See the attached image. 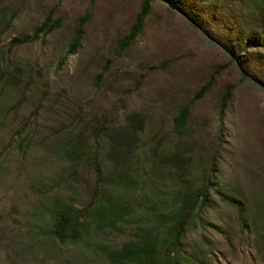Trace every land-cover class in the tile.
<instances>
[{
	"label": "rangeland",
	"instance_id": "374dc122",
	"mask_svg": "<svg viewBox=\"0 0 264 264\" xmlns=\"http://www.w3.org/2000/svg\"><path fill=\"white\" fill-rule=\"evenodd\" d=\"M143 1L0 0V264H108L100 248L134 241L139 228L155 226L207 177L184 230V264H264V44L246 40L262 39L264 0H184V11L151 1L141 32L121 50L117 43ZM87 10L80 47L70 55ZM47 16L61 25L10 47ZM212 74L209 90L191 105L189 136L180 139L172 118ZM131 114L142 123L118 167L103 139ZM81 141L84 156L94 148L99 176L86 157L74 163L70 150ZM181 155L189 159L177 173ZM95 188L130 207L126 222L75 243L51 239L55 209L83 208ZM222 196L239 201L242 212Z\"/></svg>",
	"mask_w": 264,
	"mask_h": 264
},
{
	"label": "trees",
	"instance_id": "16d2710c",
	"mask_svg": "<svg viewBox=\"0 0 264 264\" xmlns=\"http://www.w3.org/2000/svg\"><path fill=\"white\" fill-rule=\"evenodd\" d=\"M151 1L155 0L143 1L134 24L131 26L128 33L118 41L117 44L121 50L127 49L141 32L143 21ZM163 1L167 2L172 10L184 11V0ZM89 19L90 11L87 10L84 15L76 21L74 34L68 45V54H75L79 49L84 34V26ZM189 19L194 21L193 18ZM12 20L13 18L10 16L7 20V24L9 25ZM60 25V20L51 21L50 16H47L31 35L14 38L9 45L13 48L23 44L34 43L38 41L41 36L43 37L50 34ZM251 35L253 36H247V43L255 45L264 44V33L262 34V39L259 37L261 34ZM242 49L244 48L241 47L240 51ZM214 77L215 74H212L207 83L200 88L193 99L187 104L180 106L175 112L172 118V131L180 139H186L189 136V119L192 103L200 99L204 93L209 90ZM260 81L258 82L260 83ZM231 91L232 88H228L222 96L218 111L220 121L224 118L225 109L231 97ZM140 117L141 116L138 114L129 115L127 118L128 124L125 125L122 130L114 133L112 136H106V138L103 139L107 141L113 152L118 156L119 160L115 163L118 167H120L123 161L131 154L134 147V139L138 133V126L142 123ZM87 149V143L81 141L80 145L72 146L70 154L74 151L76 155L74 163L86 157L87 165L99 176L100 170L95 155L96 152L94 148H92L91 152L84 156ZM180 157L179 160L182 165L176 167L177 169H175V171H177V173L183 171V164H187L189 159L185 155H181ZM209 184V177H207L197 188L185 192L183 196L178 199L177 205L173 206L171 212L164 216L163 219H156L155 226L139 228L134 241L129 242L120 249L111 247L100 248V257L108 264H184L183 259L179 256L184 230L196 204L198 201L202 202L204 200L205 191L208 189ZM101 194L102 193H99V189L95 188L92 194V202L83 208L76 207L72 204H61L50 216L49 229L47 228L46 230L49 237L62 244L75 243L81 239L83 235L90 232V230L98 232L106 228L115 229L119 224L125 223L126 218L130 214V207L116 203L114 199L107 198L104 194ZM222 197L224 201L232 205H237L238 211L242 212L239 201L227 196ZM40 229L42 230L43 228L40 227Z\"/></svg>",
	"mask_w": 264,
	"mask_h": 264
}]
</instances>
